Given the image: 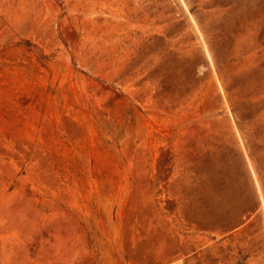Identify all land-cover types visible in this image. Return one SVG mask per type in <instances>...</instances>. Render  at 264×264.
<instances>
[{
	"label": "rangeland",
	"instance_id": "374dc122",
	"mask_svg": "<svg viewBox=\"0 0 264 264\" xmlns=\"http://www.w3.org/2000/svg\"><path fill=\"white\" fill-rule=\"evenodd\" d=\"M0 264H264V0H0Z\"/></svg>",
	"mask_w": 264,
	"mask_h": 264
}]
</instances>
